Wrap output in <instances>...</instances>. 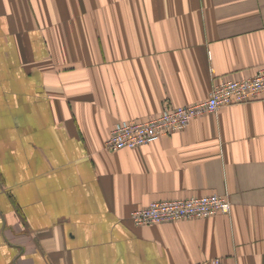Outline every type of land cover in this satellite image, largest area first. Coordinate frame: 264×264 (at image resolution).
I'll use <instances>...</instances> for the list:
<instances>
[{
  "label": "crops",
  "instance_id": "1",
  "mask_svg": "<svg viewBox=\"0 0 264 264\" xmlns=\"http://www.w3.org/2000/svg\"><path fill=\"white\" fill-rule=\"evenodd\" d=\"M262 67L264 0H0V264H264V97L104 148ZM207 195L229 213L130 220Z\"/></svg>",
  "mask_w": 264,
  "mask_h": 264
},
{
  "label": "built area",
  "instance_id": "2",
  "mask_svg": "<svg viewBox=\"0 0 264 264\" xmlns=\"http://www.w3.org/2000/svg\"><path fill=\"white\" fill-rule=\"evenodd\" d=\"M264 97V67L251 78L225 80L213 85L208 98L191 106L165 109L159 116L145 121H124L115 125L105 141L107 151L134 149L150 144L186 128L196 118L214 114L222 107L244 104ZM230 202L226 197L207 195L186 199L156 201L130 214L136 227L160 225L227 214ZM208 264H230L216 258Z\"/></svg>",
  "mask_w": 264,
  "mask_h": 264
}]
</instances>
